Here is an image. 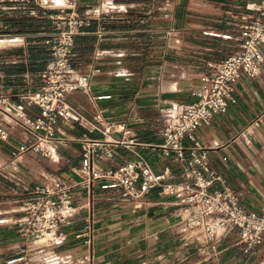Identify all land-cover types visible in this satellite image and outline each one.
I'll return each instance as SVG.
<instances>
[{
  "label": "crops",
  "instance_id": "obj_1",
  "mask_svg": "<svg viewBox=\"0 0 264 264\" xmlns=\"http://www.w3.org/2000/svg\"><path fill=\"white\" fill-rule=\"evenodd\" d=\"M48 1L0 0V93L17 102L21 93L39 87V72L49 59L45 41L61 9L89 14L74 38L71 78L91 68L95 76L89 92L76 87L68 93L75 112L71 119H58L53 157L32 149L20 152L19 145L31 141L33 133L13 112L0 116V183L26 196L21 186H32L44 175L75 176L81 158L77 137H104L93 126H101L95 118L112 125L108 139L121 141L105 164L144 159L155 172L168 168L173 177L166 181H181L180 163L157 148L163 112L171 102L192 101L200 77L238 49L241 25L256 16L259 0ZM100 9L107 17L106 35L97 42ZM261 51L258 72L239 74L228 108L195 130L211 167L254 211L264 205V46ZM38 114L36 105L24 104L23 119ZM101 182L94 186L91 210L81 209L59 224L65 236L54 252L66 264H264L262 246L245 250L236 229L219 238L214 255L197 250L199 236L182 231L180 216L187 210L174 196L153 188L138 200L122 199L100 188ZM82 196L77 192L74 198ZM87 223L90 248L75 236ZM23 236L16 224H0L1 242L20 247L29 239ZM42 251L32 247L34 264L41 263Z\"/></svg>",
  "mask_w": 264,
  "mask_h": 264
},
{
  "label": "built area",
  "instance_id": "obj_2",
  "mask_svg": "<svg viewBox=\"0 0 264 264\" xmlns=\"http://www.w3.org/2000/svg\"><path fill=\"white\" fill-rule=\"evenodd\" d=\"M34 1L42 4L46 0ZM88 15L86 13L83 17L77 10L65 12L61 9L60 14L53 18V27L45 41L49 59L39 72V87L21 93L17 102L0 93V116L13 112L33 133L31 141L19 145L20 152L32 149L53 157L55 149L51 140L58 119H71L75 112L67 101L68 93L76 87L90 91L96 70L91 68L71 78L74 38L88 24ZM95 15L101 19L95 30L96 40L101 42L106 35L107 17L104 9L96 11ZM262 46L264 0H259L256 16L241 25L238 49L217 61L212 71L200 77L198 88L192 91V101L171 102L164 110V125L157 148L180 163L181 181H166L173 177V173L168 168L155 172L144 159H131L114 167L105 164L112 156L113 145L121 141L108 139L106 136L112 125L104 126L100 119L95 118L101 126H93L104 137L91 138L84 134L77 137L81 158L74 168L75 176L63 179L44 175L42 181L32 186L23 184L21 188L27 195L14 208L17 215L11 223L31 238L33 247L48 250L65 236L59 224L81 209L91 210L95 199L94 186L98 180H103L100 188L112 189L122 199L138 200L157 188L160 194L174 196L185 207L188 214L180 216L182 231L199 236L196 248L204 255H214L219 238L236 229L245 250L262 246L264 263V205L260 211L246 208L239 193L211 167L206 149L195 138L197 127L208 124L214 114L228 108L239 74L243 72L253 76L258 72L263 59ZM24 104L36 105L39 114L23 119ZM3 133L0 128V134ZM77 192H84V196L75 199ZM91 229V224L87 223L82 232L75 235L81 237L89 248ZM87 258L88 254L80 261Z\"/></svg>",
  "mask_w": 264,
  "mask_h": 264
},
{
  "label": "rangeland",
  "instance_id": "obj_3",
  "mask_svg": "<svg viewBox=\"0 0 264 264\" xmlns=\"http://www.w3.org/2000/svg\"><path fill=\"white\" fill-rule=\"evenodd\" d=\"M46 2L49 3L50 1L46 0ZM104 2L105 0H101V4ZM22 193L21 190H11L0 183V224L11 223L12 219L17 215L12 209L17 207L20 200L25 197V195L21 196ZM23 237L27 239L25 233ZM32 247L31 238L24 241V243L22 242L20 247L12 243L0 241V264H34V255L31 253ZM55 250L56 245L52 246L51 249L38 253V255H41V260L47 259L49 261L46 264H66L65 260L67 259L62 254H55ZM19 256L22 257L18 260ZM12 259L14 261H10Z\"/></svg>",
  "mask_w": 264,
  "mask_h": 264
},
{
  "label": "bare ground",
  "instance_id": "obj_4",
  "mask_svg": "<svg viewBox=\"0 0 264 264\" xmlns=\"http://www.w3.org/2000/svg\"><path fill=\"white\" fill-rule=\"evenodd\" d=\"M188 214V212H186V213H184V215L186 216ZM49 261L47 260V259H43V260H41V264H46V263H48Z\"/></svg>",
  "mask_w": 264,
  "mask_h": 264
}]
</instances>
